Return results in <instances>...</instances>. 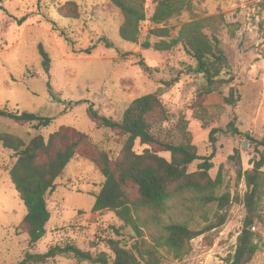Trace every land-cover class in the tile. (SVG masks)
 I'll use <instances>...</instances> for the list:
<instances>
[{"label":"rangeland","instance_id":"obj_1","mask_svg":"<svg viewBox=\"0 0 264 264\" xmlns=\"http://www.w3.org/2000/svg\"><path fill=\"white\" fill-rule=\"evenodd\" d=\"M184 1L190 5L180 15L155 26L151 23L155 0H146L147 21L142 24L138 44L121 39L119 30L124 17L109 0H4L1 4L0 108L49 117L53 122L36 130L33 124H18L0 117V134L17 136L28 144L36 136L48 140L50 135L66 128L87 136L90 144L66 167L56 181L55 192L47 195L51 220L45 237L35 245H30L28 235L20 228L27 209L10 175L17 158L13 151L0 145V264H17L27 254L42 255L67 244L94 255L105 252L110 257L114 255L109 240L131 247L134 232L122 229L123 223L113 212H92L104 177L90 156L106 153L117 157L126 139L98 126L89 116V108L101 117L120 121L134 100L153 93L161 95L170 114L172 123L167 126L168 131L174 134L172 127L183 118L188 122L198 155L209 157L214 153L210 175L216 179L222 169L223 184L218 195L230 193L232 199L224 226L193 240L190 253L182 259L161 250L162 264H228L246 216L242 200L247 188L239 173L252 170L257 157L248 137L258 141L264 137V0ZM69 2L78 5L79 19L61 15L60 9ZM214 17L230 66L227 79L232 81L223 95L205 99L203 105L209 107L212 118L204 126L192 109L204 83L202 77L187 71L194 61L181 46L170 52H157L153 46L176 39L182 26L189 22ZM157 27L169 29L170 37L162 39L150 34ZM103 38L113 48L104 47ZM145 42L152 48L144 49ZM93 45L96 48L91 55L83 54ZM40 46L51 59L48 72L42 66ZM232 88L241 97L234 107L223 103ZM233 119L242 135L219 134L216 144H212V129L225 128ZM148 148L136 142L137 153ZM160 155L170 158L167 153ZM199 164L194 163L189 171L196 172ZM214 212L215 209L192 213L184 210L183 217L200 230L210 224ZM260 214L262 222L254 229L259 233L260 250L251 264H264V197ZM43 264L91 263L69 255Z\"/></svg>","mask_w":264,"mask_h":264},{"label":"trees","instance_id":"obj_2","mask_svg":"<svg viewBox=\"0 0 264 264\" xmlns=\"http://www.w3.org/2000/svg\"><path fill=\"white\" fill-rule=\"evenodd\" d=\"M109 1L124 17L119 30L121 39L138 44L142 24L147 21L146 0ZM3 2L0 0V9ZM155 3L151 18L155 26L180 15L190 5L184 0H155ZM60 13L73 20L81 16L75 2L65 4ZM215 20L216 17L189 22L182 26L176 39L170 42L163 40L153 46L157 52H170L181 46L194 61L193 65L187 66V71L202 77L204 83L197 91L196 105L192 109L196 119L203 122L204 126L212 118L209 107L203 105L205 99L214 94L223 95L224 88L232 81L231 78L227 79L230 66L221 48L220 26ZM150 34L162 39L170 37L167 28H154ZM102 43L108 49L113 48L106 38L102 39ZM142 47L152 48L149 42L143 43ZM95 48L96 45H93L82 52L91 55ZM39 51L42 66L48 72L50 56L43 46L39 47ZM240 99L232 88L229 96L223 98V103L234 107ZM89 116L98 126L110 129L126 139L117 157H110L106 153L90 156L104 177L101 190L95 194L92 212H113L123 223L122 229L129 228L134 232V242L128 248L120 241L109 240L108 245L114 257L105 252L94 255L67 244L55 246L42 255L27 254L17 264H43L50 259L69 255L91 264H162L161 250L169 252L175 259H182L190 253L193 240L227 223L232 199L230 193L218 195L223 184L222 169L216 179L210 175L214 168V153L209 157L198 155L188 131V122L183 118L172 127L175 135L167 130L172 121L159 93L134 100L120 121L101 117L92 108H89ZM0 117L9 118L18 124H33L36 130L45 129L53 122L49 117L26 112L14 113L7 108H0ZM219 134L231 137L242 135L236 119L225 128L212 129V144H216ZM248 140L254 145L257 157L252 163V170L239 173V179H244L247 188L242 200L246 216L235 253L228 259V264H251L260 250L257 241L259 233L254 229L262 222L260 204L264 197V137L261 141L250 137ZM137 141L149 148L141 154L137 153ZM89 144L87 136L66 128L50 135L48 140L36 136L28 144L17 136L0 134V145L13 151L17 158L10 175L27 209L20 228L28 235L30 245L37 244L47 233L46 227L51 220L47 195L55 192L56 181ZM161 153L169 154L170 158L162 157ZM230 158L233 160L235 157ZM196 162H200L198 170L190 172V167ZM204 209H215V212L210 224L203 229H196L191 221L183 217L184 210L192 213Z\"/></svg>","mask_w":264,"mask_h":264}]
</instances>
